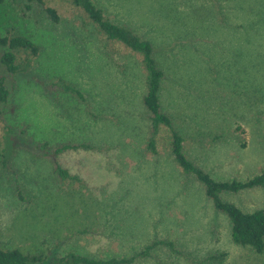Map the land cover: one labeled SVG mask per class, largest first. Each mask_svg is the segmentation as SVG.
Listing matches in <instances>:
<instances>
[{
    "label": "rangeland",
    "instance_id": "1",
    "mask_svg": "<svg viewBox=\"0 0 264 264\" xmlns=\"http://www.w3.org/2000/svg\"><path fill=\"white\" fill-rule=\"evenodd\" d=\"M43 1L5 0L0 7L2 36H28L41 47L28 72L11 74L0 46L9 89L0 119V246L48 253L43 264H53L70 251L130 256L165 238L183 255L160 248L134 264H194L218 251L227 252L225 264H264V251L232 241L229 219L177 165L165 132L156 154L146 150L139 56L111 41L109 56L82 10L68 0ZM93 1L154 45L164 72L162 109L184 136L188 158L221 181L264 169V0ZM38 78L73 83L85 103L46 92ZM44 142L100 150L60 154L62 167L79 177L62 181L52 160L35 152L33 144ZM223 197L245 211L264 207L260 189Z\"/></svg>",
    "mask_w": 264,
    "mask_h": 264
},
{
    "label": "trees",
    "instance_id": "2",
    "mask_svg": "<svg viewBox=\"0 0 264 264\" xmlns=\"http://www.w3.org/2000/svg\"><path fill=\"white\" fill-rule=\"evenodd\" d=\"M5 0H0V7ZM36 1L44 4L43 0ZM74 6L78 7L97 27L99 33L105 40L107 54L112 55L109 49V42L120 43L130 51L137 54L141 60V66L145 73V94L143 95V104L148 114L149 136L147 139L146 150L157 153V141L162 132L167 134V142L170 152L175 162L188 176H194L204 187L205 195L212 201L214 208L225 214L231 224L232 241L241 246L251 247L257 253L264 251V207L253 211H245L234 202L223 197L224 193H239L242 191L260 189L264 192V169L257 174L245 180L230 179L216 180L199 164L188 158L185 153V138L174 127L173 120L162 109L160 100V88L164 78V72L158 64L155 57V47L147 39L140 36L130 26L113 22L111 17L106 15L104 9L98 6L93 0H68ZM163 1V0H162ZM168 4H171L166 0ZM29 9L31 6L26 5ZM162 9V7H159ZM46 12L53 21L58 20V15L52 7H46ZM163 10V9H162ZM0 46L7 50L1 55V63L6 67L9 73L17 74L28 72L34 63V60L41 52V47L37 45L28 36L14 34H0ZM42 88L46 92L59 91L68 93L80 102L86 101L84 93L73 83L62 78L56 80L48 78H38ZM9 96V89L6 87L4 78L0 76V119L2 117V104L6 102ZM35 152L42 153L43 156L52 160L53 169L59 179L65 181L78 180L79 177L71 174L62 167L59 161V155L71 150H100L90 143H69L63 142L56 146H49L46 142L33 144ZM6 160V158L4 159ZM4 163V162H3ZM61 241L58 242L59 245ZM160 248H166L171 253L183 255L182 249L175 241L165 238H155L145 244L143 248L136 251L133 255L110 258H94L88 255H82L70 251L64 256L56 257L53 264H134L136 258L154 257L153 252ZM48 253L25 252L20 248H9L0 246V264H43L47 259ZM227 252H211L201 258L193 260L194 264H225Z\"/></svg>",
    "mask_w": 264,
    "mask_h": 264
}]
</instances>
